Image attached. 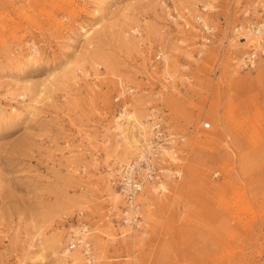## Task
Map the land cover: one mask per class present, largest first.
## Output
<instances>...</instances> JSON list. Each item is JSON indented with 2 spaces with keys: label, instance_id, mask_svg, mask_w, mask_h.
<instances>
[{
  "label": "rangeland",
  "instance_id": "374dc122",
  "mask_svg": "<svg viewBox=\"0 0 264 264\" xmlns=\"http://www.w3.org/2000/svg\"><path fill=\"white\" fill-rule=\"evenodd\" d=\"M259 23L264 0H0V264H68L79 214L87 264H264ZM151 111L177 177L138 196L129 230L116 179L137 156L120 163L117 125Z\"/></svg>",
  "mask_w": 264,
  "mask_h": 264
},
{
  "label": "built area",
  "instance_id": "2783aa9c",
  "mask_svg": "<svg viewBox=\"0 0 264 264\" xmlns=\"http://www.w3.org/2000/svg\"><path fill=\"white\" fill-rule=\"evenodd\" d=\"M197 24L202 29L201 41L205 44L210 42L212 28L205 24L200 18ZM262 26V27H261ZM252 30L260 29L264 31V23L251 26ZM156 63L163 64L165 57L162 53L156 54L154 57ZM257 60V55L250 52L244 63L246 67L252 68ZM119 98H116V101ZM148 126H151L152 138L150 151L144 152L143 157L137 156L134 160L126 164L118 174L116 179L117 186L123 196L125 207L121 214V224L129 230L139 229L141 224V214L137 202L138 196L142 193L147 183H158L166 177H177V172L169 167L170 161L162 160L157 151L158 147H169L172 138L166 135L162 122L157 112L151 111L148 117ZM210 128L209 123L203 124V129ZM79 214L74 223L70 224L66 233V249L68 251L80 250L85 257L87 263L94 260V254L89 243V226L81 220Z\"/></svg>",
  "mask_w": 264,
  "mask_h": 264
},
{
  "label": "bare ground",
  "instance_id": "6f19581e",
  "mask_svg": "<svg viewBox=\"0 0 264 264\" xmlns=\"http://www.w3.org/2000/svg\"><path fill=\"white\" fill-rule=\"evenodd\" d=\"M197 18L199 19L200 17L198 16ZM245 32H247L246 33L247 36H250V37L253 38V39H250V42L251 43H255L254 45L256 47L260 45V42H262V40H264V31H262L260 29H257V30H249L248 29ZM88 35H89V33H87L86 37ZM166 67H168V65ZM164 71H167V69H164ZM126 107H127V105L126 106H123L122 111L119 114V116H124L125 115V113H126ZM132 114L127 115L126 116V121H124L127 124L126 129H127L128 133H125L123 131V129L121 128V125H119V124L117 125V129L119 131H121V138H122V145H123V147L121 149V152H120V156H119L120 163L129 162L130 159H133L135 156L143 157L144 154H145L144 152H146L148 150L150 151V149H151L150 144L152 143L151 142V138H152V135H153L152 134V131H151V126L150 125L149 126L147 125L148 126V129H147L146 128V123H144L143 120H142V118H141L142 116H140L138 118V117H134ZM117 121H118V119H117ZM170 144H171V142H169V145ZM163 148H169L170 149V147H168V146H166V147H161V146L158 147L157 148V151L160 154V156L162 155V149ZM164 152L166 153V150L165 149H164ZM153 184H157V183H147V185L145 186V188L143 189V191L145 189L149 188ZM156 188L158 189V191L159 190L160 191H162V190L165 191V187L161 183L157 184L156 185ZM140 195H139V197H140ZM115 197L117 199V200L115 199V203L119 202V199L121 198L120 197V194L117 193L115 195ZM64 238L65 237L63 236V240H64ZM62 252L64 253L65 257H67L66 259H67L68 264H71L72 263V259L74 261H76V263L77 262L80 263V262L84 261V263L87 264L85 262L84 258H83V254H82V252L80 250L68 251L66 249L65 240H64V246L62 248ZM69 254H70V258H69Z\"/></svg>",
  "mask_w": 264,
  "mask_h": 264
}]
</instances>
